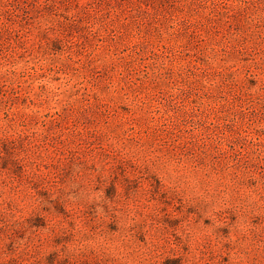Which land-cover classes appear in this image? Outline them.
Masks as SVG:
<instances>
[{
    "label": "rangeland",
    "instance_id": "obj_1",
    "mask_svg": "<svg viewBox=\"0 0 264 264\" xmlns=\"http://www.w3.org/2000/svg\"><path fill=\"white\" fill-rule=\"evenodd\" d=\"M0 264H264V0H0Z\"/></svg>",
    "mask_w": 264,
    "mask_h": 264
}]
</instances>
